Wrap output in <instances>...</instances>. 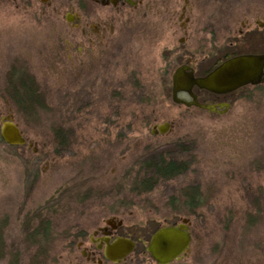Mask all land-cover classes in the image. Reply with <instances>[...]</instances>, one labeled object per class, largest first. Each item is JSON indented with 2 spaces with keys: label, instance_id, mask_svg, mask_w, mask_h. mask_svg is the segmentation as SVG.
Segmentation results:
<instances>
[{
  "label": "rangeland",
  "instance_id": "rangeland-1",
  "mask_svg": "<svg viewBox=\"0 0 264 264\" xmlns=\"http://www.w3.org/2000/svg\"><path fill=\"white\" fill-rule=\"evenodd\" d=\"M228 4L237 10H264V0H228ZM60 42L63 40L53 23L33 18L0 0V92L6 90L8 70L17 65L24 70L25 66L34 73L47 107L33 118L20 115L16 120L38 138L43 149H54V132L63 125L70 136L65 138L69 164L64 163L62 156L54 157L57 175L50 187L55 197L61 196L62 183L68 180L70 197L81 198L93 208L112 210L110 202L106 203L111 199L108 189L113 182L109 170L118 166L121 175L127 165L140 159L135 153L132 156L123 152L122 156L127 125L118 128L115 117L118 121L131 116L148 118L150 122L144 126L143 135L154 123L169 120L175 125L172 133L195 139L196 147L191 151L194 164L172 180L159 182L151 191L137 187V172H133L130 196H126L128 188H115L113 194L116 192L119 199L133 201L125 214L128 229L140 235L143 247L148 245L150 234L157 227L178 221L176 217L167 215L164 219L161 215L168 202L181 200L192 187L199 213L192 223L193 251H199L207 264H264V170L252 171L247 166L264 156V85L254 92L255 99L235 102L225 115L175 104L168 84L145 94L122 91L119 82L128 80L129 73L142 70L149 76L148 67L158 63L145 58L140 41L134 40L127 44V57L120 55L117 62L106 61L97 73L98 78L89 81L93 87L83 92L78 60L63 56ZM116 89L120 92L116 93ZM112 92L117 95L113 102ZM172 137H149V141L163 143ZM138 139L134 140L136 149L141 147ZM3 149L10 148L5 144ZM4 165L0 166V204L11 218L9 245L20 246L24 236L18 233L14 222L20 213L15 203L21 188L20 169L10 161ZM70 201L71 208H77ZM70 213L76 222L77 212ZM84 221L86 227L92 222ZM53 243L63 245L65 240L54 235ZM62 251L63 248H54L53 264H68Z\"/></svg>",
  "mask_w": 264,
  "mask_h": 264
},
{
  "label": "flooded vegetation",
  "instance_id": "flooded-vegetation-1",
  "mask_svg": "<svg viewBox=\"0 0 264 264\" xmlns=\"http://www.w3.org/2000/svg\"><path fill=\"white\" fill-rule=\"evenodd\" d=\"M2 1L8 7L54 24L55 31L63 40L60 42L63 45V56L78 60L79 73L83 81L80 82V88L82 87L83 92H87L89 86L93 87L89 81L92 78H98L97 73L106 61L117 62L120 55H123L122 58L127 57L129 47L127 44L133 43L134 40L140 41L146 52L145 58L158 62L154 67H148L149 76L142 70L138 73L132 71L129 73L128 80L119 82L122 91L138 94L153 92V89H163L165 84H168L173 93V76L180 68L186 75L204 77L233 57L264 55V10L259 8L237 10L229 6L228 0ZM25 68L24 66V70H19L17 65L10 68L8 73L34 74ZM116 82L114 81L115 88ZM263 85L264 74L262 81L258 84L249 83L225 93L193 86L192 92L198 103L213 105L215 110L212 111L196 105L176 103L173 101L172 94L171 99L175 104L188 109L195 108L216 115H225L235 102L255 99L254 92ZM114 91L117 93L119 90ZM251 91H253L252 94ZM6 92L7 90L0 92V166L3 168L6 165L4 163L10 161L20 169L21 188L15 202L19 206L20 213L14 222L16 230L24 237L20 246L9 245L11 218L2 210L4 206L2 207L1 203L0 264H53L54 248H63L62 252L65 253L68 264H159L148 251L147 245L142 246L140 235H134L127 227L125 214L133 201L129 198L121 200L116 196V192L113 194V191L115 188H128L126 196H130L132 189L129 187L134 183L133 172H137L136 180L141 177L147 178V168L139 163L154 155L161 156L167 162L172 160L178 162L181 170L177 176L185 170H190L194 164L191 151L196 147L195 139L172 133L175 125L169 120L154 123L151 130L143 135L144 126L150 122L148 118L131 116L123 119L125 121H118L115 117L114 122L118 128H122L120 127L122 124L127 125L128 133L123 141L126 143L121 152L122 156H124L123 152L125 155L130 153L132 156L135 153L140 156V159L127 165L121 175H118V166L109 170L113 182L108 189L111 199L106 203L110 202L112 210L99 206L93 208L90 204H84L81 198L70 197L67 179V182L62 183L61 196L55 197L52 188L53 179L57 175L56 166L53 164L54 157L62 156L64 163L69 164L67 140H64L62 150L43 149L38 138L28 133L16 120L20 116L16 111L20 104ZM113 93L110 96L112 102L117 97ZM177 95L186 102L193 100L187 91H179ZM7 121L18 127L24 139L23 143L11 145L3 139L2 127ZM164 122L169 123L167 131L161 132L156 128L157 132L154 133V126ZM134 125L138 126L134 127ZM64 134L67 139L70 137L68 131ZM158 136L173 137L163 143L149 141V137L157 138ZM137 138L141 146L139 149L133 147L134 140ZM5 144L10 149H3ZM142 148L143 151L140 150ZM262 158L264 156L257 161L253 159L247 166L251 167L252 171H263L264 159ZM116 173L118 176L115 175ZM173 178L175 177L171 180ZM143 179L141 183H144L143 187L149 191L158 185ZM38 194L43 196L38 197ZM70 200L75 202L77 208H71ZM251 204L255 203L252 201ZM168 205V207L165 206L166 212L163 209L164 214L161 213V215L163 217L168 215L174 219L176 217L178 221L168 222L159 227L175 225L187 219L193 241L192 223L199 215L196 194L192 192L190 196H182L181 200L172 199ZM257 205L259 203H256ZM119 208L124 211L117 210ZM71 211L77 212L75 213L78 216L75 217L76 222L70 218ZM166 218L168 217H164ZM86 219L92 221L87 227L84 221ZM154 231L150 234L149 240ZM54 235L62 236L65 243L54 245ZM119 239H131L134 241V248H122L120 252L122 255L112 259L111 256H115V253L109 255L107 246ZM191 244L179 259L168 264H207L199 251H193Z\"/></svg>",
  "mask_w": 264,
  "mask_h": 264
},
{
  "label": "water",
  "instance_id": "water-1",
  "mask_svg": "<svg viewBox=\"0 0 264 264\" xmlns=\"http://www.w3.org/2000/svg\"><path fill=\"white\" fill-rule=\"evenodd\" d=\"M264 55H240L226 60L209 75L204 77H194L192 74L186 75L183 69H178L173 76V93L172 98L176 103H185L186 105H196L210 111L215 110L213 105H205L198 103L195 94L192 92L193 86L205 88L217 93H225L233 91L243 85L258 84L263 79ZM179 91H187L193 100L186 102L178 97ZM158 128L161 132H166L169 123L156 124L155 130ZM2 137L9 144H20L24 139L18 127L7 121L2 127ZM192 241L189 232V223L187 219L182 222L162 226L158 228L151 236L148 243V251L159 264H168L169 262L179 259L185 251L190 247ZM107 253H115L111 256L122 255V248H134V241L131 239H119L113 244L107 246Z\"/></svg>",
  "mask_w": 264,
  "mask_h": 264
},
{
  "label": "trees",
  "instance_id": "trees-1",
  "mask_svg": "<svg viewBox=\"0 0 264 264\" xmlns=\"http://www.w3.org/2000/svg\"><path fill=\"white\" fill-rule=\"evenodd\" d=\"M6 86L8 95L20 104L16 110L20 115L33 118L37 115V112L47 107L46 97L34 75L28 73H8ZM65 127L66 126L63 125L54 132L53 141L54 149L56 150H62L64 147L63 144L66 138L64 133L67 131V129L65 131ZM139 164L147 168L146 175H148V177L144 179L141 177L139 180H136L137 187L139 186L138 188H144V183H141L142 179L150 183L169 181L172 177H176L181 170L180 164L175 160L167 162L161 156L156 155ZM192 192L193 190L191 188L189 191L185 192V195L190 196Z\"/></svg>",
  "mask_w": 264,
  "mask_h": 264
}]
</instances>
